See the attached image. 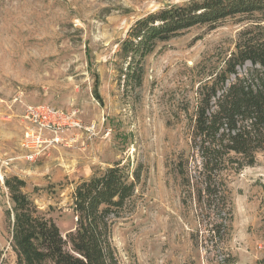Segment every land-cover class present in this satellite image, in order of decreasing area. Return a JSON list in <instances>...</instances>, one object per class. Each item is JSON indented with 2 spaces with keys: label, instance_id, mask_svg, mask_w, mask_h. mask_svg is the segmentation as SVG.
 Returning <instances> with one entry per match:
<instances>
[{
  "label": "rangeland",
  "instance_id": "rangeland-1",
  "mask_svg": "<svg viewBox=\"0 0 264 264\" xmlns=\"http://www.w3.org/2000/svg\"><path fill=\"white\" fill-rule=\"evenodd\" d=\"M185 1L0 0V264H19L7 180L23 181L34 216L55 224L70 246L76 187L114 165L129 185L91 220L103 264H205L223 252L233 264L264 259V148L252 165L223 162L211 173L222 190L210 207L199 196L204 168L193 135L199 87L210 78L219 84L216 73L246 21L194 26L158 42L142 62L140 85L122 74L117 51L129 27ZM253 67L246 62L236 75ZM40 102L77 110L96 135L84 142L80 133L76 143L27 159L21 115ZM216 229L223 236L215 248L207 238Z\"/></svg>",
  "mask_w": 264,
  "mask_h": 264
},
{
  "label": "trees",
  "instance_id": "trees-1",
  "mask_svg": "<svg viewBox=\"0 0 264 264\" xmlns=\"http://www.w3.org/2000/svg\"><path fill=\"white\" fill-rule=\"evenodd\" d=\"M232 17H241L246 24L238 31L234 51L216 73L220 75L219 84L218 79L210 78L200 85L194 119V140L204 168L199 196L202 193L210 207L222 190L211 173L220 170L223 162L235 169L252 165L255 152L264 148V0H188L166 5L138 18L129 27L117 51L125 61L122 71L125 80L140 85L142 62L158 42L167 41L194 26L213 29ZM246 62L254 67L241 76L236 75V68ZM232 74L235 79L228 83ZM180 174L183 176L182 169ZM126 180L124 169L114 165L76 187L73 213L77 220L70 246H66L67 241L55 224L34 216L35 205L33 207L32 201L20 191L23 181L16 177L14 181L7 180L12 202V240L18 263L103 264L91 220L100 204H117L128 188ZM6 213L10 214L8 210ZM78 213L83 214L84 219ZM213 232L207 240L216 248L223 233H217L218 229ZM217 256L210 254L205 264L235 262L229 252ZM259 263L264 264V259Z\"/></svg>",
  "mask_w": 264,
  "mask_h": 264
},
{
  "label": "built area",
  "instance_id": "built-area-1",
  "mask_svg": "<svg viewBox=\"0 0 264 264\" xmlns=\"http://www.w3.org/2000/svg\"><path fill=\"white\" fill-rule=\"evenodd\" d=\"M21 117L25 123L21 145L30 160L50 148L76 143L80 133L85 136L84 142L97 133L95 123H84L77 110H65L44 102L26 104Z\"/></svg>",
  "mask_w": 264,
  "mask_h": 264
}]
</instances>
